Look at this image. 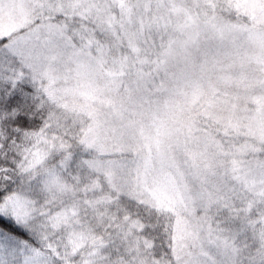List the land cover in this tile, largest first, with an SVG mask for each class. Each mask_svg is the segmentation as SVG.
Listing matches in <instances>:
<instances>
[{
  "label": "snow or ice",
  "instance_id": "snow-or-ice-1",
  "mask_svg": "<svg viewBox=\"0 0 264 264\" xmlns=\"http://www.w3.org/2000/svg\"><path fill=\"white\" fill-rule=\"evenodd\" d=\"M0 264H264V0H0Z\"/></svg>",
  "mask_w": 264,
  "mask_h": 264
}]
</instances>
